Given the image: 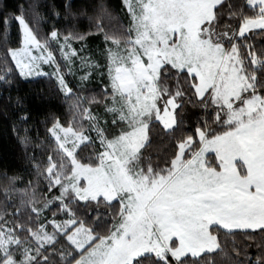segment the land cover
Segmentation results:
<instances>
[{"label": "snow or ice", "instance_id": "1", "mask_svg": "<svg viewBox=\"0 0 264 264\" xmlns=\"http://www.w3.org/2000/svg\"><path fill=\"white\" fill-rule=\"evenodd\" d=\"M0 116V264H264V0H0Z\"/></svg>", "mask_w": 264, "mask_h": 264}, {"label": "trees", "instance_id": "2", "mask_svg": "<svg viewBox=\"0 0 264 264\" xmlns=\"http://www.w3.org/2000/svg\"><path fill=\"white\" fill-rule=\"evenodd\" d=\"M7 4L13 6L16 4V0H5ZM66 2V0H42V3H46L51 7H54L57 11L61 10V6ZM86 0H73V4L75 7H79L84 4ZM106 2L110 5L113 10H119L120 0H106ZM75 10V9H74ZM47 11V10H45ZM122 15V14H121ZM83 20L84 28L87 27V19L81 18ZM67 23V21H64ZM41 30H44L42 26ZM101 41L99 39L92 38L90 39L89 46L93 50L96 49V46L99 45ZM99 82H94L90 85V88L95 91H98ZM21 93H35L40 89H52L53 96L50 99L49 103L41 105L39 102H33L32 108L34 112V116L43 120V115L40 113L44 112H53L57 115H60L62 120H66L68 118L67 106L63 103L62 98L57 99L54 94V89L52 85L47 80V78H39L37 81H22L20 84ZM29 99L32 100L33 97L30 95ZM11 121L5 119L3 116H0V170L11 168L17 171H22L24 167H26L25 163L21 160V156L23 155V148L18 144L15 136L10 131ZM39 131L41 134L44 133L43 125L39 126ZM259 240V237L257 238ZM251 243V242H249ZM249 254H255L257 249L255 247H251L248 249Z\"/></svg>", "mask_w": 264, "mask_h": 264}, {"label": "rangeland", "instance_id": "3", "mask_svg": "<svg viewBox=\"0 0 264 264\" xmlns=\"http://www.w3.org/2000/svg\"><path fill=\"white\" fill-rule=\"evenodd\" d=\"M46 70H47V68H46Z\"/></svg>", "mask_w": 264, "mask_h": 264}]
</instances>
